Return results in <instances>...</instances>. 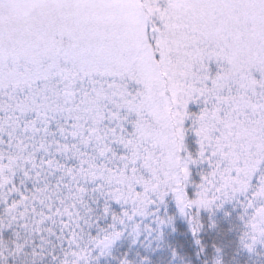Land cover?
Instances as JSON below:
<instances>
[{"label":"snow or ice","instance_id":"snow-or-ice-1","mask_svg":"<svg viewBox=\"0 0 264 264\" xmlns=\"http://www.w3.org/2000/svg\"><path fill=\"white\" fill-rule=\"evenodd\" d=\"M0 264H264V0H0Z\"/></svg>","mask_w":264,"mask_h":264}]
</instances>
